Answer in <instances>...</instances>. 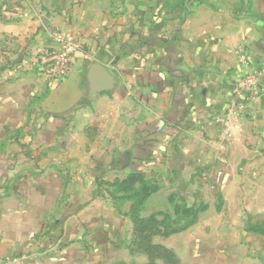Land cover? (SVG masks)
<instances>
[{"label": "crops", "instance_id": "crops-1", "mask_svg": "<svg viewBox=\"0 0 264 264\" xmlns=\"http://www.w3.org/2000/svg\"><path fill=\"white\" fill-rule=\"evenodd\" d=\"M62 38L84 49L56 85L35 58ZM260 68L264 0H0V264L151 256L135 234L228 257L264 215V79L229 135L222 114ZM235 243L264 264V235Z\"/></svg>", "mask_w": 264, "mask_h": 264}, {"label": "rangeland", "instance_id": "rangeland-1", "mask_svg": "<svg viewBox=\"0 0 264 264\" xmlns=\"http://www.w3.org/2000/svg\"><path fill=\"white\" fill-rule=\"evenodd\" d=\"M0 135H1V131H0ZM219 179H221V181L225 180V178H220V177ZM55 183L57 186L58 182L56 181ZM51 195H52V199H51L52 203H54V198L57 195L56 193H53V192ZM221 199H223V197H219L218 202L221 203ZM180 204H181L180 200L178 199L174 200V205H180ZM180 212L181 211L179 210V208H174V210H172L173 216H177L178 213ZM242 219H243V222L241 225H234L228 228V230L230 231V232L228 231L229 233L227 234L228 237H227V242H226L228 247L230 248V253L228 254V257L220 256V254L217 253L219 252L218 248L219 247L221 248L224 241H219L217 244H215L214 242L211 255L209 256H203L202 254L196 257L188 256L186 252L185 251L182 252L181 249L180 251H177L176 249L163 246L162 244H160V243H163V240L157 241L160 245H162L160 248L157 247L155 250H151V246H153L152 244L155 241L154 242L151 241L150 236L148 234L155 232L154 231L155 226L153 225V223L147 222L144 226L142 225L140 227L142 230H145L146 234L148 235L147 240L146 241L140 240L141 238L140 235L135 234V238L134 239L132 238V241L129 243L128 248L132 249L133 251L139 248L145 249L147 253L151 256H147L146 258L143 256H131V258L128 260L127 259L128 253L126 252L124 253L123 251L120 250V248H123V247L120 246L118 242H112L111 245L114 246L112 248L113 249L116 248L115 251L112 253L115 254L114 257L116 259H119L115 261L114 264H252L251 255H248L247 257H245V252L242 249H240L239 246L236 245L235 242L239 240L240 234L242 233L255 234L257 237L260 235H264V215L261 217H254V218L248 217V216H242ZM134 230L135 232L136 231L138 232L139 230L138 224L135 225ZM246 238L247 237H245L244 235L243 239L246 240ZM47 242L51 250H53L54 248L63 250L68 247L67 245H63L61 243L62 241H58L54 238L47 239ZM105 244H106L105 242H98L97 245H98L99 252L97 255H94L92 257L88 255V257L90 258L88 259L87 257V259L85 260L87 264H93L97 262L98 259H100V255H102V261L106 263L107 261L106 257L109 255L106 254L107 252H105L107 249L106 246H104ZM214 250H215V253L213 252ZM73 251L74 250H72L71 253H73ZM198 251L201 253L202 249H199ZM121 258L125 259V261L118 262V261H121ZM47 264H72V262L69 260L63 259L61 261H52V262L49 261Z\"/></svg>", "mask_w": 264, "mask_h": 264}, {"label": "built area", "instance_id": "built-area-1", "mask_svg": "<svg viewBox=\"0 0 264 264\" xmlns=\"http://www.w3.org/2000/svg\"><path fill=\"white\" fill-rule=\"evenodd\" d=\"M83 49L81 42L62 38L59 49L43 48L39 50L35 58L36 63L39 70L57 85L67 79L76 56ZM263 79L264 68H260L242 76L233 86L230 104L224 109L221 120L226 135L238 127L245 118L250 105L260 91Z\"/></svg>", "mask_w": 264, "mask_h": 264}, {"label": "trees", "instance_id": "trees-1", "mask_svg": "<svg viewBox=\"0 0 264 264\" xmlns=\"http://www.w3.org/2000/svg\"><path fill=\"white\" fill-rule=\"evenodd\" d=\"M193 212H192V214L193 215H196V213H197V210H192ZM194 223V221L192 222L191 221V223H189V224H193ZM189 224H186L185 226H182L181 228H179V229H177V230H174L173 232H176V231H181V230H185L186 228H188L189 227ZM144 240H147V239H144ZM157 248V246H151V250H155ZM159 248V247H158Z\"/></svg>", "mask_w": 264, "mask_h": 264}]
</instances>
